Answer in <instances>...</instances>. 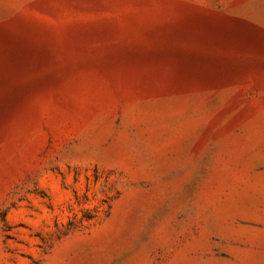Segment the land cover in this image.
Here are the masks:
<instances>
[{
  "label": "rangeland",
  "instance_id": "1",
  "mask_svg": "<svg viewBox=\"0 0 264 264\" xmlns=\"http://www.w3.org/2000/svg\"><path fill=\"white\" fill-rule=\"evenodd\" d=\"M0 264H264V0H0Z\"/></svg>",
  "mask_w": 264,
  "mask_h": 264
}]
</instances>
